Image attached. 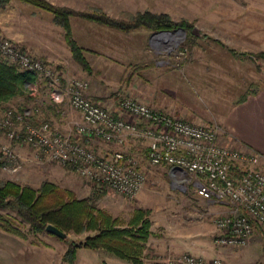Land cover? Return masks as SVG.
Wrapping results in <instances>:
<instances>
[{"label":"rangeland","instance_id":"obj_1","mask_svg":"<svg viewBox=\"0 0 264 264\" xmlns=\"http://www.w3.org/2000/svg\"><path fill=\"white\" fill-rule=\"evenodd\" d=\"M45 1L79 13H92L93 8L99 9L103 14L118 20L123 19L124 14L144 11L166 14L174 23L186 21L192 26L190 32L195 31L196 35L191 33L197 38L195 48L181 52L179 47L186 37L181 39L178 35L175 37L163 35L162 39L161 36L145 29L125 33L79 16L71 17V36L81 49L82 57L87 64L85 68L74 60L65 42L64 31L52 23L50 13L20 0H11L5 10L0 11V18H3V21H0V39L23 48L7 38L4 29H24V34L30 41H35L32 44H35L37 49L52 50L58 63L55 65L61 69L67 68L70 74L83 77L87 83L89 80L92 81L93 88L100 91L104 98V104L113 97H116L118 103L119 100L130 98L123 96L124 92L129 90L125 85V79L131 76L130 70L133 67H139L147 59H153L156 61L154 63L163 66L176 67L184 71L185 76L187 75L185 70L193 66L210 67L217 62L223 65L235 63L234 66L239 65L242 68V73L255 74L259 81L264 82V0ZM57 33L61 36L58 37ZM259 54L262 56L258 57ZM134 76L137 77L136 74ZM203 86L178 85L177 91L159 87L169 99L172 97L170 101L177 105V108H173L174 111L165 112L188 120L186 112L194 110L193 106L203 111L205 103L206 105L209 103L206 101L208 95L204 93L208 90ZM230 86L235 89L240 85ZM260 86L264 87L254 85L257 88ZM33 88L30 86L29 90ZM38 88L39 85L36 90ZM38 93L39 91L36 97H39ZM27 99L30 100L28 103L25 102ZM42 99H47L45 93L40 94L39 103ZM32 104H35V101L31 100L29 93L27 97H17L7 104L0 105V111L5 108L24 111L23 109ZM37 121L48 122L43 117L37 118ZM127 145L132 147L129 148ZM2 146H9L19 156L21 169L16 173L0 169V180L29 185L34 189L47 181L61 189L72 191L78 199L91 196L94 187L79 174L57 163L37 160L34 149L21 145L18 141H8L5 133L0 131V149ZM123 151L139 160L146 174L144 187L134 199L103 191L105 194L95 204L98 209L118 218L124 226L138 209L147 211L145 217L151 223L149 230L152 235L148 238L140 264H162L168 257L184 253L204 260L218 257L227 264H264V241L258 232L244 247L217 246L214 242L217 231L213 221L221 213L213 211L219 206L198 197L193 192V184L188 182V178H174L167 168L149 166L144 156L143 140L127 137ZM17 227L26 235V239L8 235L0 230V264H66L62 261V256L68 246L67 240L78 241L83 238L67 234L68 238L62 240L46 232L38 235L29 234L25 224ZM74 264L132 263L119 260L103 251L84 250L78 254Z\"/></svg>","mask_w":264,"mask_h":264},{"label":"built area","instance_id":"obj_2","mask_svg":"<svg viewBox=\"0 0 264 264\" xmlns=\"http://www.w3.org/2000/svg\"><path fill=\"white\" fill-rule=\"evenodd\" d=\"M0 60L38 77L31 86V96L39 82H44L52 103L67 101L81 115L69 132L61 133L48 122L31 121L42 103L29 113L5 108L0 111V131L8 141L31 147L39 161L68 167L99 191L134 199L146 183V174L139 160L123 148L127 137L143 140L149 166L167 168L174 178H188L198 197L228 207V212L213 221L217 246L244 247L257 232L264 241V172L258 168L261 157L220 145L217 125L195 124L132 98L119 102L122 116L115 118L86 95V81L72 79L61 87L54 65L8 40L0 39ZM76 136L97 140L111 152L98 154ZM0 154L10 163L3 170L16 173L21 169L19 156L9 146H2ZM162 264L227 263L218 257L204 260L184 253L168 257Z\"/></svg>","mask_w":264,"mask_h":264},{"label":"trees","instance_id":"obj_3","mask_svg":"<svg viewBox=\"0 0 264 264\" xmlns=\"http://www.w3.org/2000/svg\"><path fill=\"white\" fill-rule=\"evenodd\" d=\"M52 15V23L62 28L64 39L76 62L87 67L81 49L71 36L70 18L79 16L108 26L120 32L145 29L151 33L172 31L182 28L186 39L179 50L191 51L197 40L191 35L192 26L186 21L174 23L166 14H153L149 11L124 14L123 19H113L93 8L92 13H79L70 8L53 5L45 0H20ZM11 0H0V11ZM218 42V41H217ZM222 45V44H220ZM233 54L235 52L230 50ZM262 56V54H259ZM38 77L32 73H21L15 65L0 60V105L7 104L17 97H27ZM37 122L36 116L31 118ZM10 163L0 154V169ZM105 193L93 189L88 198L78 199L72 191L61 189L51 182L44 181L37 189L29 185H20L8 180H0V230L13 236L26 239L17 225L25 224L29 234L45 233L52 225L66 234L83 237L81 240H67L68 246L62 256L66 264L76 262L78 250L103 251L109 255L132 264H140L148 238L152 235L147 211L138 209L127 225L118 218L98 209L96 201Z\"/></svg>","mask_w":264,"mask_h":264},{"label":"crops","instance_id":"obj_4","mask_svg":"<svg viewBox=\"0 0 264 264\" xmlns=\"http://www.w3.org/2000/svg\"><path fill=\"white\" fill-rule=\"evenodd\" d=\"M2 19L1 17V22L3 21ZM22 30L4 29V35L28 50L32 56L54 65L60 73L61 87H64L72 79L85 80L83 77L70 74L67 68L61 69L58 65H55L58 63L52 50L37 49L35 44H32L35 41H30L24 34V29ZM50 30L53 29L50 28ZM59 34L57 33L58 37L61 36ZM154 62L156 61L153 59H147L144 64L142 63L139 67H133L130 70L131 76H128L127 80L125 79V85L128 86L129 90L125 91L123 96L133 97L132 99H136L159 111H172L174 107L177 108V105L173 104L172 100L170 101L172 97L169 99V96L160 89H175L177 91L178 85H204L203 88L208 90V92L204 91V93L208 95L206 101L209 103L207 105L205 103L203 111L195 106H193L194 110H187L188 120L193 121V123L196 122L195 124H200L197 122L202 124L215 123L219 128L217 136L219 144L222 146L231 145L243 153L260 155L258 168L264 172V87H254V85H264V82L259 81V78L254 76L255 74L242 73V68L239 65L234 66L235 63L223 65L217 62L216 65L210 67L193 66L185 70V72L187 71L185 76L183 74L184 71L182 72L176 67L163 66ZM134 74L137 75L136 78ZM63 82L65 85H63ZM88 84L86 95L89 98L100 103L115 118L122 116L118 110L119 103L116 102V97L104 104L105 100L100 91L93 88V82L89 80ZM38 85L39 88L34 96L30 95L31 100L35 101V104L27 106L23 110L29 113L32 108L35 109L39 102L40 94L45 93L47 99L40 101L44 109L42 107L39 108V113L37 115L34 114V116H36V119L43 117L44 120H48V123L61 133L69 132L73 128V123L81 120L80 113L71 109L67 101L58 104L52 103L45 84L40 81ZM230 85L240 86L234 89ZM248 85H251V88ZM38 91L39 97H36ZM29 101L27 99L25 102L28 103ZM76 138L98 154L105 155L111 152L110 148L97 140H88L77 136ZM127 147L131 148L132 146L127 145ZM214 206H219V208H215L213 212L221 214L228 212V207L226 206ZM84 250L86 249H79L77 256ZM85 254L89 255L90 253Z\"/></svg>","mask_w":264,"mask_h":264},{"label":"water","instance_id":"obj_5","mask_svg":"<svg viewBox=\"0 0 264 264\" xmlns=\"http://www.w3.org/2000/svg\"><path fill=\"white\" fill-rule=\"evenodd\" d=\"M191 33L193 35H196L194 30H192ZM154 35H157V36L171 35L172 37H175L176 35H178V36H180L181 39H183L184 37H186V31L183 30V29H176V30H173V31H165V32L154 33ZM183 173H185V172H183ZM45 232L48 233V234H52V235H54L57 238L62 239V240H65V239L68 238V235L66 233H63L62 231L58 230L57 228H55L52 225H48L45 228Z\"/></svg>","mask_w":264,"mask_h":264},{"label":"bare ground","instance_id":"obj_6","mask_svg":"<svg viewBox=\"0 0 264 264\" xmlns=\"http://www.w3.org/2000/svg\"><path fill=\"white\" fill-rule=\"evenodd\" d=\"M162 36H163V35H161V38H162ZM159 37H160V36H159ZM165 37H169V36H165ZM163 38H164V37H163ZM163 38H162V39H163Z\"/></svg>","mask_w":264,"mask_h":264}]
</instances>
